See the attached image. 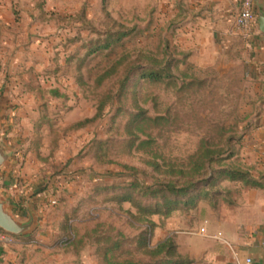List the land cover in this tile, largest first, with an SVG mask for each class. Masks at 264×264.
Masks as SVG:
<instances>
[{
    "label": "rangeland",
    "instance_id": "374dc122",
    "mask_svg": "<svg viewBox=\"0 0 264 264\" xmlns=\"http://www.w3.org/2000/svg\"><path fill=\"white\" fill-rule=\"evenodd\" d=\"M159 2L0 0V13L11 20L0 28V92L13 96L7 120L17 145L6 169L17 176L26 163L45 185L41 191L51 184L40 225L13 247L24 254L21 264H107L102 254L109 248L114 259L148 264L138 236L149 223V248L171 238L178 254H196L208 239L200 233L203 204L216 209L238 194L239 184L249 186L218 177L194 191L207 194L194 206L167 217L139 216L115 198L132 181L182 186L186 179L166 172L187 170L202 147L218 152L208 174L226 168L250 178L261 173L248 161L252 102L243 73L181 63ZM120 34L126 36L117 39ZM145 69L160 78L142 79ZM99 109L96 119L78 125ZM139 112L158 120L142 125L148 137L137 135L134 144L150 143L134 149L128 132ZM100 177L107 186L101 193L95 189Z\"/></svg>",
    "mask_w": 264,
    "mask_h": 264
},
{
    "label": "crops",
    "instance_id": "0c3cea01",
    "mask_svg": "<svg viewBox=\"0 0 264 264\" xmlns=\"http://www.w3.org/2000/svg\"><path fill=\"white\" fill-rule=\"evenodd\" d=\"M159 1L168 22L167 29L173 35L171 48L181 56V63L194 68H210L217 74H224L231 68L243 73L247 98L252 102L248 161L261 171L257 176L251 175L260 187L239 184V192L230 202L220 203L216 209L203 204L200 227L208 238L204 240L205 246L196 254L179 255L194 259L196 264H264V33L257 25L258 15L264 14V0H254L255 22L248 37L242 36L234 26L241 0ZM5 17L6 14L0 13V28L11 22ZM12 100L11 92H0V143L11 153L0 171L3 175L0 194L17 220L27 221L32 215L39 226L45 203L50 200L47 190L51 184L41 191L45 185L39 182L37 172L31 173L26 163L17 176L6 169L17 157L14 151L17 145L9 134L10 121L7 120ZM218 234L220 237H216ZM26 239L27 236H12L9 243H0V264H21L24 254H15L13 247L23 245Z\"/></svg>",
    "mask_w": 264,
    "mask_h": 264
},
{
    "label": "trees",
    "instance_id": "16d2710c",
    "mask_svg": "<svg viewBox=\"0 0 264 264\" xmlns=\"http://www.w3.org/2000/svg\"><path fill=\"white\" fill-rule=\"evenodd\" d=\"M125 36V34H120L117 39H121ZM115 69L116 65L112 66L100 76V80L97 83L100 84L102 80L107 78L110 74H113ZM140 77L142 79L155 81L160 78V74L158 71L145 69L141 72ZM99 115L100 109L97 110L92 119H87L78 125L88 123L91 120L96 119ZM156 120L158 119L154 118L151 120L150 118H146L143 112H139L134 116L133 120H131L134 130L128 132L132 139L129 142L130 148L141 149L150 143V140L147 139L140 140L137 145L134 144L139 140L137 135L147 136V134L144 132V129L142 128V125L148 121L155 122ZM217 153L218 152L210 148L202 147L201 151L197 152L191 158L187 170L170 168L166 173L171 176H179L186 179V182H184L182 186H178L177 183L172 181L151 186H142L139 183L132 181L125 187L124 190H126V192L115 198V202L119 205L126 202L130 203L136 208L137 214L139 216L161 215L167 217L174 210L179 209L181 206H194L197 201L207 195L206 193L201 192L202 190L200 191V189L198 192L194 191H197L199 186H201V188L204 187L208 189L207 187L213 185L214 181L217 180L218 177L229 181H239L249 187L261 186V184L256 180L250 178L246 173L240 172L239 170H231L226 168L214 171V174H208V166L214 162L213 158L215 155H217ZM150 164L153 166L155 171H158L160 174L164 173L161 171V168L157 163ZM102 179L106 178L100 177L98 184L95 186V189L99 188V193L102 191L104 192L107 189V186ZM144 200L145 202L143 203ZM153 226V224L149 223L147 231L141 232V234L138 236V240L141 242L140 244H142V246L146 249V255L150 259L148 264H192V261L184 259L176 252L175 244L171 238H166L165 240L156 244L153 248H149L146 237L148 233L150 234ZM110 252L111 249L109 248L105 250L104 254H102V258L107 264H145L138 263L134 260L114 259L116 254H110Z\"/></svg>",
    "mask_w": 264,
    "mask_h": 264
},
{
    "label": "water",
    "instance_id": "95a60500",
    "mask_svg": "<svg viewBox=\"0 0 264 264\" xmlns=\"http://www.w3.org/2000/svg\"><path fill=\"white\" fill-rule=\"evenodd\" d=\"M257 25L261 33H264V14L260 13ZM11 153L7 152L0 143V171L5 162L10 158ZM0 172V180L2 179ZM38 226L37 218L30 215L27 221L17 220L8 207V202L0 194V230L14 237H24L31 234Z\"/></svg>",
    "mask_w": 264,
    "mask_h": 264
},
{
    "label": "built area",
    "instance_id": "2783aa9c",
    "mask_svg": "<svg viewBox=\"0 0 264 264\" xmlns=\"http://www.w3.org/2000/svg\"><path fill=\"white\" fill-rule=\"evenodd\" d=\"M254 0H241L240 8L234 18V26L240 32L242 36L248 37L251 35L254 22L255 14L253 9ZM200 233H205L204 229H200ZM204 235V234H202ZM216 237H220L218 234ZM12 236L0 230V243H9ZM250 260L247 259L246 263H249Z\"/></svg>",
    "mask_w": 264,
    "mask_h": 264
}]
</instances>
